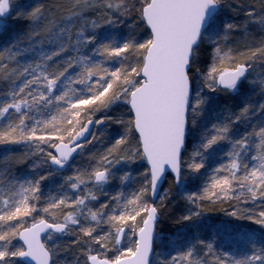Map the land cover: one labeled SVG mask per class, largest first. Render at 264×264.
<instances>
[{"label": "snow or ice", "instance_id": "obj_1", "mask_svg": "<svg viewBox=\"0 0 264 264\" xmlns=\"http://www.w3.org/2000/svg\"><path fill=\"white\" fill-rule=\"evenodd\" d=\"M0 34V264H264V0H0Z\"/></svg>", "mask_w": 264, "mask_h": 264}, {"label": "trees", "instance_id": "obj_2", "mask_svg": "<svg viewBox=\"0 0 264 264\" xmlns=\"http://www.w3.org/2000/svg\"><path fill=\"white\" fill-rule=\"evenodd\" d=\"M17 29L23 27V25H16ZM10 38V34H0V43H3L5 40ZM2 147V146H0ZM163 187H168L166 184V181L164 182ZM178 205L173 206L172 209H170V214L175 217L176 214H178L181 211V206L183 205L182 201H179V198H177ZM223 216V213L219 211V206L216 207L215 210H210L207 213H205V217L209 222H219L220 218ZM161 231L164 233H170L174 231V226L172 225L171 221L167 218L163 219L162 222L159 225Z\"/></svg>", "mask_w": 264, "mask_h": 264}, {"label": "bare ground", "instance_id": "obj_3", "mask_svg": "<svg viewBox=\"0 0 264 264\" xmlns=\"http://www.w3.org/2000/svg\"><path fill=\"white\" fill-rule=\"evenodd\" d=\"M15 150L19 151L20 149H15Z\"/></svg>", "mask_w": 264, "mask_h": 264}, {"label": "rangeland", "instance_id": "obj_4", "mask_svg": "<svg viewBox=\"0 0 264 264\" xmlns=\"http://www.w3.org/2000/svg\"><path fill=\"white\" fill-rule=\"evenodd\" d=\"M166 184L168 185L167 181H166Z\"/></svg>", "mask_w": 264, "mask_h": 264}]
</instances>
